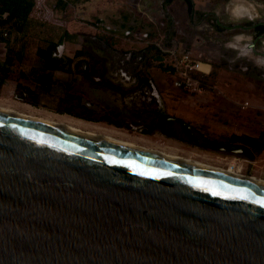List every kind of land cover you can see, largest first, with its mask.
<instances>
[{
	"label": "water",
	"instance_id": "95a60500",
	"mask_svg": "<svg viewBox=\"0 0 264 264\" xmlns=\"http://www.w3.org/2000/svg\"><path fill=\"white\" fill-rule=\"evenodd\" d=\"M0 264H264V185L0 111Z\"/></svg>",
	"mask_w": 264,
	"mask_h": 264
},
{
	"label": "rangeland",
	"instance_id": "374dc122",
	"mask_svg": "<svg viewBox=\"0 0 264 264\" xmlns=\"http://www.w3.org/2000/svg\"><path fill=\"white\" fill-rule=\"evenodd\" d=\"M98 1L89 8L90 12L84 11L83 15L88 18H84L85 21L99 24L100 30L89 27L90 32L80 31L64 39L56 22L50 20L55 17L49 12L46 17L37 15L39 22L33 23L25 35H9L10 45L24 47L25 52L22 60L14 59L10 77L0 84V105L80 123L150 148L221 167L234 166L239 172L264 178V149L246 155L229 147L231 144L246 146V137H258L264 133V64L259 60L264 61V33L258 35L251 27L252 22L264 24V0H192L193 11L189 10L186 0ZM241 6L246 8L240 10ZM98 15L104 18L100 19ZM121 20L125 24L136 22L141 30L147 29L151 38L146 39L141 34L140 39L135 35L125 39L121 30L113 33L103 27L104 22L119 29ZM29 35L37 40L34 43L29 40L31 46L26 47ZM255 35H258L257 39ZM47 40L58 41L61 54L73 56L76 50L85 49L100 61L94 82L84 80L78 72L58 71L56 76L72 78L73 91L80 93L88 106L107 115L110 122L87 120L56 111L58 89L41 93L38 105L17 97L19 71L40 62L34 49L37 44L45 45ZM150 43L162 52L163 48L185 49L192 57L209 64V73L200 78L201 91L196 92L176 86L174 80L178 76L163 69V65L172 66L168 53L164 52L163 60L159 61L155 57L156 50L151 49L145 61L125 64L129 68L127 76L141 73L154 81L162 99L159 109L189 123L197 134L204 137L200 143L158 131L156 128L165 124L155 115L157 105L152 102L148 106H139L136 96L130 97L138 86H133L135 83L127 76L115 74L120 60L127 57L124 51H138ZM250 43H254V49L247 48ZM5 52L6 45L0 43V58ZM88 57L83 54L76 61ZM148 129L153 130L145 132Z\"/></svg>",
	"mask_w": 264,
	"mask_h": 264
},
{
	"label": "trees",
	"instance_id": "16d2710c",
	"mask_svg": "<svg viewBox=\"0 0 264 264\" xmlns=\"http://www.w3.org/2000/svg\"><path fill=\"white\" fill-rule=\"evenodd\" d=\"M60 8H65L67 3L63 0H56ZM171 1V0H166ZM188 8L193 11V1L186 0ZM35 0H0V43L6 45V52L3 58H0V84L5 78L10 77L14 59L22 60L25 48H14L10 45L9 35L24 34L30 29L33 23H36L37 16L33 15L35 8ZM45 21V20H43ZM42 20L40 22H43ZM39 22V21H38ZM264 29V26H259ZM67 34V32L65 33ZM151 34L147 33V38H151ZM74 36V35H73ZM34 43L37 39L31 37L27 39L28 43ZM103 40V38H102ZM26 44V47L31 44ZM104 43L107 42L104 40ZM59 42L55 40H47L45 45L37 44L34 54L40 60L36 65H32L28 69L19 71L16 79V87L18 90L17 97L21 100L28 101L33 105H38L41 93H52L58 89L56 111L60 113H68L87 120L99 121L111 120L107 115L98 112L93 107L87 105L84 97L80 93L73 91V83L71 79H60L56 76L58 71L65 73L78 72L84 80L94 82V75L98 72L100 61L85 49H78L73 56L60 54L58 49ZM151 49L156 50V59L163 60L164 52L158 49L154 43L148 44L145 48L138 51H124L125 56H129V61L141 62L147 59V52ZM88 54L89 57L76 61L77 57ZM163 69L174 73L175 69L171 65H163ZM139 79L144 82L147 77L139 73ZM101 82H103L101 80ZM151 129L145 132H151ZM246 147L251 155L256 151L260 153L264 149V133L258 137H246Z\"/></svg>",
	"mask_w": 264,
	"mask_h": 264
},
{
	"label": "crops",
	"instance_id": "0c3cea01",
	"mask_svg": "<svg viewBox=\"0 0 264 264\" xmlns=\"http://www.w3.org/2000/svg\"><path fill=\"white\" fill-rule=\"evenodd\" d=\"M36 5L33 10V15L46 17L49 12H52V17H55L53 22H56L57 26L60 28L61 32L64 35V39H69L74 34H78L80 31H87L88 28H93L96 30H100L101 26L99 24H94L92 22L85 21V19H88L85 17L84 11L90 12L91 7L94 6L96 2H99L98 0H63L67 3V6L65 8H60V6L57 4L56 0H35ZM125 1H131V0H125ZM82 7H86L87 9H83ZM99 12V11H98ZM42 13H44L42 15ZM125 15V14H123ZM49 16V15H48ZM100 19H103L104 16L98 15ZM110 17H112L110 15ZM83 18V19H80ZM120 28L117 29V27H114L110 24H105L103 22V27L106 29V31H110L115 33L118 30H121L124 34L125 39H130V36H134L136 38H139V35L143 34L145 38L147 39V29L141 30L137 25L136 22L129 21L124 23V20H121ZM47 24V23H45ZM50 25V24H49ZM67 32V34H65ZM143 36V37H144ZM143 40V38H141ZM250 162H253L252 160ZM241 167L243 168L244 165L241 163Z\"/></svg>",
	"mask_w": 264,
	"mask_h": 264
},
{
	"label": "bare ground",
	"instance_id": "6f19581e",
	"mask_svg": "<svg viewBox=\"0 0 264 264\" xmlns=\"http://www.w3.org/2000/svg\"><path fill=\"white\" fill-rule=\"evenodd\" d=\"M240 8H241L240 10H244V8H246V6L245 7L241 6ZM245 10L247 11V13L249 12L248 9H245ZM245 15H247V14L245 13ZM0 111L6 112L9 114H13L16 116L24 117L27 119H31L34 121H38L41 123H45L48 125H52L55 127L63 128L66 130H70L73 132H77L80 134H84L87 136L95 137V138L105 140L108 142L127 146V147L137 149L140 151L149 152V153L156 154V155H161V156L169 158V159L183 161L185 163H188L190 165H194L196 167L221 172V173H224L227 175H232V176H235L238 178L249 179V180H252L254 182H257V183L264 185V178L263 177L253 175V174H246L243 172H239V171H237V169L234 166H232V167H221V166H217V165H212V164H209V163H206L204 161H200V160H197V159H194L191 157L182 156L179 154L168 153V152L160 150V149L147 147L145 145L136 143V142L131 141V140H125V139L117 138L111 134L98 132L97 130L88 128V126L80 124V123L70 122L69 120L53 119V118H50L48 116H43V115H36V114L31 113V112L21 110V109H17L14 107L0 105Z\"/></svg>",
	"mask_w": 264,
	"mask_h": 264
},
{
	"label": "flooded vegetation",
	"instance_id": "af4514ba",
	"mask_svg": "<svg viewBox=\"0 0 264 264\" xmlns=\"http://www.w3.org/2000/svg\"><path fill=\"white\" fill-rule=\"evenodd\" d=\"M255 16V15H254ZM253 16V17H254ZM252 17V18H253ZM264 26V24L262 22H252L251 23V27L254 29V33H259L258 35L264 33V29H260L259 26ZM258 35H255V39L258 38ZM232 44V43H229ZM244 47V46H243ZM249 49H253L254 47V43H250L248 44ZM59 49V46H58ZM246 52H251V50H245ZM129 56L121 59L120 60V64L119 67L117 68L115 74L120 75V76H127V69H129L127 67V65H125L128 62H132L133 64H135L136 62H134V60L129 61ZM261 61V63L264 64V61L262 59H259ZM127 78L133 82V86H138V88H136V90L133 91V93L130 95V97H134L136 103L141 106H148L149 103L154 102L158 109H155V115L157 116V118L161 119V122H163L165 124V126H158L156 129L158 131H161L163 133L169 134L171 136L174 137H182L183 139H185L186 137L189 138L190 140L194 141L195 143H200L204 137H202L199 133V135L195 132V129L192 127V129L185 127L181 121H184L181 118H177L175 116L172 115H167L164 111H162L161 106H162V99L158 93V90L156 88V85L154 84V81L150 78L147 77V79L144 82H140L139 76L138 75H132V74H128ZM186 122V121H185ZM176 124L179 126L177 127ZM153 130V129H151ZM197 139V140H196ZM210 143H214V141L209 140ZM231 145H229V147H231ZM243 147H246L245 145H242ZM221 148H225L224 146H221ZM232 148V147H231ZM247 148V147H246Z\"/></svg>",
	"mask_w": 264,
	"mask_h": 264
},
{
	"label": "built area",
	"instance_id": "2783aa9c",
	"mask_svg": "<svg viewBox=\"0 0 264 264\" xmlns=\"http://www.w3.org/2000/svg\"><path fill=\"white\" fill-rule=\"evenodd\" d=\"M162 50L172 58L171 64L175 69L174 73L178 76L175 78L174 84L190 92L201 91L200 78L202 75L209 73L210 68L207 66L209 64L201 59L192 57L189 52H185V49L163 48Z\"/></svg>",
	"mask_w": 264,
	"mask_h": 264
}]
</instances>
